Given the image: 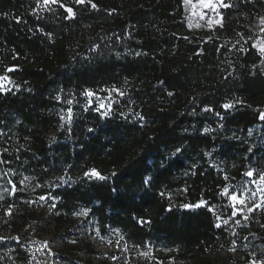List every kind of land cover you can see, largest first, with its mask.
<instances>
[{"label":"trees","instance_id":"16d2710c","mask_svg":"<svg viewBox=\"0 0 264 264\" xmlns=\"http://www.w3.org/2000/svg\"><path fill=\"white\" fill-rule=\"evenodd\" d=\"M228 2L220 26L193 32L183 0L71 3L72 17L0 0V77L16 85L0 90V212L12 219L29 201L27 177L36 195L49 190L60 218L90 208L129 245L211 264L223 228L208 207L185 206L216 204L224 175L238 177L253 159L264 169V73L247 27L264 18V0ZM107 86L143 117L102 118L81 106L86 91ZM61 107L73 114L58 131ZM258 126L262 137L244 142ZM93 169L105 179L86 177Z\"/></svg>","mask_w":264,"mask_h":264},{"label":"rangeland","instance_id":"374dc122","mask_svg":"<svg viewBox=\"0 0 264 264\" xmlns=\"http://www.w3.org/2000/svg\"><path fill=\"white\" fill-rule=\"evenodd\" d=\"M85 2L101 5L108 3L109 0H85ZM71 3H77V0H59L58 3H49L46 6L43 0H35V10L53 11L56 8H62L65 11V8H70ZM224 3L229 5L230 2L224 0ZM61 4L64 7H61ZM198 4L199 0H191V4H185L183 0L184 18L191 31L209 30L222 24V10L225 7H219V14H217L208 9H201L199 6L192 7ZM254 15L253 12V17ZM210 20L212 21L211 26L209 25ZM216 21H221V23L218 24ZM262 21L264 18H259L256 23L247 27L252 31V44L261 56L259 67L264 73V54L259 51L261 47H264V23ZM7 78L3 82L5 88L1 91L16 88L14 82L9 77ZM112 89H118L124 95H118L112 92ZM92 92L94 96L91 98V107H89V98L85 93L80 98L81 106L85 110L91 109L101 115L98 107L103 103L104 111L107 112L104 117L116 115L129 120L143 117L141 107L133 105L128 100L125 91L120 88L107 86ZM69 108L71 107H61L59 110L60 115L65 119L61 120L58 131L64 124L69 123L67 118ZM256 110L260 115L264 113V106L256 107ZM262 135L261 128L254 127L248 131L243 141L251 145ZM53 137L54 135H50L49 139ZM27 145L29 146V144L20 146L25 149ZM207 163L217 167L221 172L224 171V166L215 165L209 155H207ZM249 171L254 173V177L249 178L244 175ZM260 175H264V169L256 168L253 159L238 177L224 175L227 183L219 190L217 194L219 200L216 204L208 206L207 202H200L194 206H185L186 209L208 207L214 215L217 227L219 225L223 228V237L219 241L217 252L210 259L211 264H254V262L262 264L264 262V224L262 220L260 221L261 217H264V207H254L264 202V193L261 192L264 184L257 188V184L253 183V181L259 182ZM6 177L8 178L7 175ZM1 180L0 187H3ZM3 180L6 182V179ZM66 181L63 180V182ZM21 185L25 188L26 194L30 196L29 201L24 202L18 209L16 208L12 219H9V210H5L3 214L0 212V264H191L171 256L170 251L160 249L155 245L147 244L143 247L129 245L118 230L110 227L102 228L90 208L78 207L71 215L60 218L56 200L49 190H46L48 193L45 194L48 199L41 201L39 195L35 194L38 189L35 188V182L25 177ZM50 186L48 185V188ZM225 187L230 189L229 195L233 192H247L245 203L236 204L237 214L235 216H233L232 202L228 196L221 194ZM4 192L12 194L13 190L8 188ZM253 192L256 193L255 196L252 195ZM170 203L172 206L181 204L177 200V195H171ZM15 207L13 206L14 209ZM248 208L254 210L249 213ZM245 216L247 219L244 218ZM142 253L147 255H142Z\"/></svg>","mask_w":264,"mask_h":264},{"label":"snow or ice","instance_id":"6c2138e0","mask_svg":"<svg viewBox=\"0 0 264 264\" xmlns=\"http://www.w3.org/2000/svg\"><path fill=\"white\" fill-rule=\"evenodd\" d=\"M58 2H59V0H43V4L45 6L48 5L49 3L55 4V3H58ZM184 2H185V4H191V0H184ZM77 3L83 4V3H85V0H77ZM60 6L61 7H64L63 4H61ZM197 6H199L201 9L211 10L213 12H216L217 14H219L218 13V8L219 7H229V5H227V4L224 3V0H199V4L198 5H192L193 8H196ZM91 7L92 8H96L97 6L94 3H92L91 4ZM65 11L67 12L68 17H72L74 15L72 8H65ZM203 18H204L203 15H201V19H203ZM211 23H212V21L210 20L209 21V25L210 26H211ZM216 23L219 24V23H221V21H216ZM262 23H264V21H262ZM253 47H255V45H253ZM259 51H260V53L264 54V47H261L259 49ZM12 70L13 69H9V71H12ZM7 79H8L7 77H0V90H3L5 88V85H4L3 82L5 80H7ZM111 91L112 92H116L118 95H121V96L124 95V93L120 92L118 89H112ZM171 94L172 93L169 92V95H171ZM85 95L89 98V107H91V105H92L91 98L94 96V93L92 91H86L85 92ZM67 102H68L69 105H71L73 103L72 100H68ZM223 107H224V109L227 110L228 108H230L232 106L229 105V104H224ZM104 108H105V105L103 103H101L99 105V107H98V111L101 112L102 118L107 115V112L104 111ZM67 118H68L69 121L72 119V109L71 108H69L67 110ZM60 119L61 120H64L65 117L64 116H61ZM259 119L262 120V121H264V113H261L259 115ZM179 151L180 150L177 149V152H179ZM244 175H246L249 178L254 177V173L251 172V171L246 172ZM85 176L86 177H89V178L96 177V178L101 179V180L105 179V177H103L102 175H100L95 169L90 170L89 172H86L85 173ZM145 183H147V181H145ZM253 183H256L257 184V188H259V185L264 184V175H260L259 182L253 181ZM14 191H15V188H13V192ZM229 192H230V189L227 188V187H225L223 189V192L221 194L224 195V196H228V198L232 202V206H233V209H234L233 210V216H235L237 214V210H236V207L235 206H236L237 203H239L241 205H243L245 203V200L247 199V192H240V193L233 192L231 195H229ZM261 192L264 193V189H261ZM252 195L255 196L256 193L253 192ZM46 199H48V197L45 196V195L39 196V200H41V201H44ZM53 207H54V205H53ZM254 207L255 208L264 207V202H262L261 204H256ZM253 210H254L253 208H248L247 209V211L249 213H251ZM84 214L86 215V213H84ZM244 218L247 219L246 216ZM218 227H219V225H218ZM45 246H47V245H45ZM142 255H147V254L146 253H142ZM254 264H255V262H254ZM262 264H264V262H262Z\"/></svg>","mask_w":264,"mask_h":264}]
</instances>
